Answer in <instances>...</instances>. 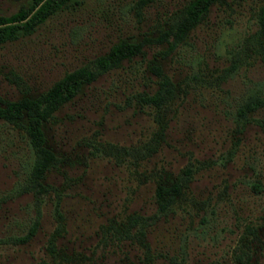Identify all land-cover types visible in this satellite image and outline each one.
Returning a JSON list of instances; mask_svg holds the SVG:
<instances>
[{"label": "rangeland", "instance_id": "1", "mask_svg": "<svg viewBox=\"0 0 264 264\" xmlns=\"http://www.w3.org/2000/svg\"><path fill=\"white\" fill-rule=\"evenodd\" d=\"M24 2L0 0V14ZM187 2L153 0L136 15L130 0H82L0 45L1 103L35 97L120 39L152 40L45 123L46 145L60 162L45 173L49 190L39 205L23 190L33 159L28 142L0 120V264H140L143 248L104 232L133 214L145 219L151 264H240L241 251L247 264H264V108L237 116L247 98L264 99L255 44L264 0L212 5L168 51L156 39ZM153 65L173 86L160 109L136 101L157 89ZM176 176L184 187L161 213L155 186ZM35 220L32 236L14 241ZM247 227L257 231L254 242ZM50 239L71 260L50 254Z\"/></svg>", "mask_w": 264, "mask_h": 264}, {"label": "trees", "instance_id": "2", "mask_svg": "<svg viewBox=\"0 0 264 264\" xmlns=\"http://www.w3.org/2000/svg\"><path fill=\"white\" fill-rule=\"evenodd\" d=\"M131 9L139 15L141 9L153 0H130ZM82 0H25L24 4L10 14H0V45L32 34L47 19L63 9L80 5ZM224 0H188V2L172 17L167 23L166 29L159 32L157 42L165 43L168 51L174 49L187 36L188 32L200 22L214 4H222ZM257 24L255 44L256 52L264 64V2L259 6L257 12ZM152 40L144 37L142 40L120 39L109 47L107 52L99 55L87 64L65 73L55 81L48 89L35 97L23 96L17 100L2 101L0 103V120L12 123L19 128L28 142L32 152V163L28 171L24 191H30L36 205H39L41 197L47 193L49 186L43 182L45 173L55 168L60 162L58 156L46 145L44 133L45 123L50 122L54 112L63 104L70 101L82 88V86L96 80L101 74L118 67L122 61L129 60L134 56L142 54V47ZM151 70L159 78L157 89L152 94H141L137 100L143 104L160 109L167 104L173 95V86L168 78L161 72L157 65ZM264 108V99L249 97L237 110V116L244 118L249 112L258 108ZM183 175L189 174L187 168L182 170ZM184 183L179 177H174L167 182L159 180L154 190V201L157 210L166 213L176 202ZM57 218H61L56 211ZM143 217L129 215L121 226L108 225L104 232L117 240H133L140 248H143V255L140 264H151V257L148 252V244L145 242ZM37 220L29 228L27 234L14 239L18 243L25 242L34 233ZM58 227L55 233L58 232ZM105 233V234H106ZM246 235L251 236V241L258 239L257 231L247 227ZM107 236V235H105ZM242 239V238H241ZM47 248L50 254L53 252L59 259H66V254L59 256L54 251L52 239ZM240 245L249 249L247 241L240 242ZM248 254L241 251L235 256L238 263L249 261ZM71 260V259H70Z\"/></svg>", "mask_w": 264, "mask_h": 264}]
</instances>
